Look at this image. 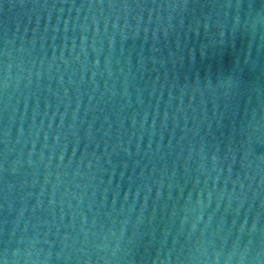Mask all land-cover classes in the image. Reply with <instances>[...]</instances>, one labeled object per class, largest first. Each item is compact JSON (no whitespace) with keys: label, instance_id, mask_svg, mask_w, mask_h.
<instances>
[{"label":"water","instance_id":"obj_1","mask_svg":"<svg viewBox=\"0 0 264 264\" xmlns=\"http://www.w3.org/2000/svg\"><path fill=\"white\" fill-rule=\"evenodd\" d=\"M0 264H264V0H0Z\"/></svg>","mask_w":264,"mask_h":264}]
</instances>
